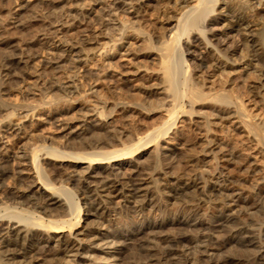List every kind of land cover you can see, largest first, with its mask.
I'll list each match as a JSON object with an SVG mask.
<instances>
[{
	"label": "bare ground",
	"instance_id": "6f19581e",
	"mask_svg": "<svg viewBox=\"0 0 264 264\" xmlns=\"http://www.w3.org/2000/svg\"><path fill=\"white\" fill-rule=\"evenodd\" d=\"M128 1L134 6L138 25H134V21L127 28L142 35L146 52L149 50L158 55L165 77L170 98L168 106L165 105L161 112L164 117L149 130L137 131L123 139L127 132L133 130L131 120L134 119L129 118L128 112L149 115L148 112L157 107L145 108V102L138 100L112 103L97 100L95 112L103 123L81 119L82 123L75 127L76 130L73 128L64 138L67 147H71L70 151L44 143L30 150L23 148L18 153H1L4 150L0 147V191L8 175L18 173L20 177L21 171L12 166L14 158H19L24 166H30L36 180L28 182L27 187V183L23 186L24 181V190L22 187L17 191L12 184L10 189L5 187L8 190L4 188L5 191L0 192V264H85L98 259L115 260L130 241H139L137 256L141 261L134 264H148L149 260L163 261L164 264H263L264 231L256 233L253 228L256 220L250 211L264 207V159L258 148L259 141L248 145L245 139H240L239 143L236 141V148L231 149L219 134L209 135L207 121L200 137V151L205 156H212L216 166L206 178L203 168L206 164H200L203 160L197 158L194 147L187 148L188 154L177 158V152L184 144L183 126L177 123L182 122L180 117L185 112L191 115L194 110H185L183 99L192 105L197 100L206 99L227 109L232 107L231 118L249 122L250 116L239 94L236 92L232 96V91L225 88L227 81L220 77L218 81L209 82L210 86L205 81L207 75L215 74L217 70L228 72L233 69L235 65L231 58L236 55L235 62L246 58L247 62H244L249 66L255 61L251 68L259 74L254 87L258 89L256 94L263 96L264 22L259 19H264V9L250 14L248 10L253 8L249 5L251 0H222V7L229 10L225 15L220 11L214 13L218 0H121L115 9ZM257 1L264 4L263 0ZM161 2L165 5L172 3L175 10V29L169 32V36L165 34L164 23L148 24L142 12L144 6L160 5ZM210 2L213 3L211 6ZM14 3L22 8L28 7L27 0H0V14H11ZM42 7L43 12L46 11L42 18L16 24L15 30L22 33L19 43H13V38L0 40V49L4 51L0 56V113L7 111L2 120L7 129L19 130L21 126L11 121L16 109L4 102V95L19 77L25 72L29 74L25 69L33 56L42 50L44 52L49 43H54L53 37L56 38L58 33L73 41L66 51L83 50L85 40L80 34L103 24L101 17H93L80 8L73 13L68 12L66 19L62 20V15L52 10L55 7L53 3H45ZM161 13L168 14L167 9ZM250 15L251 20L248 19ZM58 21L61 25L55 27ZM252 24L257 27L251 29ZM3 26L1 22L0 27ZM6 30L5 27L2 32ZM184 35L185 39H182ZM95 36L94 32L90 34L92 38ZM62 37L58 38L62 40ZM54 68V63L43 61L36 72L42 76ZM192 69L200 73L199 81L192 79ZM47 82L48 87H57L54 81ZM69 83L59 91L63 94H59L61 96L55 98L54 103L60 102L64 94H77L74 79ZM88 90L93 91V87ZM223 111L227 112L226 109ZM118 115L129 120L131 127H109ZM223 116L219 114L218 118L223 119ZM246 121L242 123V132L247 138L257 140L259 132L264 129V121L254 122V126ZM41 152L50 156L46 164L39 160ZM145 156L150 159L143 160ZM63 161L73 166L79 162L87 163L82 170L72 168L67 172V179L74 178L79 183L77 191L84 199L82 205L78 192L63 183L64 180L60 184L56 181L57 176L65 174L56 162ZM175 162L179 163L178 167L186 168L175 172L165 170V165L169 167ZM83 207L86 216L80 225ZM168 213H172L173 218H168ZM115 214L125 215L112 218ZM176 226L186 231L164 234L160 240L149 239L151 242L144 239L150 233H160L165 228ZM257 243L260 244L259 250L250 256L218 254L229 246ZM105 248H114L115 251L111 253ZM69 254L73 256L71 259L67 258Z\"/></svg>",
	"mask_w": 264,
	"mask_h": 264
},
{
	"label": "rangeland",
	"instance_id": "374dc122",
	"mask_svg": "<svg viewBox=\"0 0 264 264\" xmlns=\"http://www.w3.org/2000/svg\"><path fill=\"white\" fill-rule=\"evenodd\" d=\"M120 2L121 0H27L28 7L22 8L21 6H18L16 3H14L11 14H0V23L2 22L3 25H5L3 28L0 27V40L13 38V43H19V41L22 40V33L15 30L16 24L32 18H42L46 12L45 10V12L42 10V5L45 3H53L55 5V10L54 8L52 10L56 13L59 12L60 15H62V20L66 19L65 16L68 12L73 13L80 8L82 10L88 11L93 17H101L100 20L103 23L101 27L95 25L92 30H87L80 34L81 38L85 40V46L83 50L77 49L79 50L78 52L77 50L75 52L66 51L67 46L73 43V41H70V39L67 40V38L65 39L60 33H58L60 36L58 35L56 38L53 37L54 43H49L44 52L42 50L33 56L32 62L30 65H28V68L25 69L29 74L25 72L21 78L19 77L15 84H11L10 88H8L9 92L7 91V93L4 95V102L15 107L16 113L12 116L11 121H14L15 123L17 122L21 128L19 130H14V128L7 129L5 126L6 123L3 122L4 115H6L7 111H1L0 134H3V137L0 138V147H2L3 149H1L4 150L1 151V153L5 151L18 153L23 148L30 150L31 147L43 143L46 145L50 144L49 146H52L56 149L59 147L58 149H62L63 151H70L71 147H67L64 138H66L67 133L70 130L75 127L77 128V126L82 123L81 119L85 118L92 122L96 120L95 123H103L101 119H97L98 114L95 112L96 107L94 106L96 105L97 100H102L108 103H112L117 100H138L140 103L143 101L145 102H143L145 104V108H148L149 106L148 109H151L153 105L157 107L155 110H152V112L149 111V115L140 114L137 112H128L127 115H130L129 118L134 119L131 120L132 125L129 124L130 122L129 120L127 121L126 118H122L119 115L115 116L116 119L110 123L109 127L112 126L118 129H127L131 126L133 127V130L127 132L126 134L128 135L125 134L123 139L128 138L130 134H135L137 131L145 132L149 130L150 127L156 126L162 121V118L164 117L162 114V109L166 107L165 105L168 106V100L170 97L168 96V87L164 82V74L160 69L158 55L149 52V50V53L146 52L147 49L145 48V41L143 40L142 35L136 34L135 32L131 31L130 28H127L134 21L135 22L133 24L138 25L134 12L135 9L130 1L125 3V5L123 4L121 8L115 9L116 5H118ZM250 3L251 4L249 5H252L253 8L248 10L249 13L264 9V4H258L257 0H251ZM169 4L165 5V3L163 4L161 2L160 5L154 4L153 6H144L142 8V12L144 13L146 22L148 24L159 22L165 24L166 28L164 31L165 34H168L167 36H169L171 31L175 29L174 27L176 24L175 10H173L174 6L172 3ZM212 4L213 3L210 2L209 5L211 6ZM215 7L217 8V10L214 12L215 14L220 11L222 15H225L229 11L227 8L222 7V0H218ZM164 9H167L168 14L163 15L161 13V11ZM248 17L249 20L252 19L251 15ZM207 18H209V16L206 17V19ZM259 21L263 23L264 19L260 18ZM60 25L61 21H58L54 26L60 27ZM5 27L7 30L5 33H3L2 31ZM256 27L257 26L254 24L251 25V29H255ZM124 29L125 31L122 33ZM92 32L95 33V38L90 37ZM185 36L186 35L182 36V39H185ZM58 37H62V40H60ZM54 44L57 45V47H55ZM202 47L203 45L201 43L200 49H202ZM3 53L4 51L1 48L0 56L3 55ZM61 59H63L62 62H60ZM231 59L235 65L233 69H229L228 72L217 70L215 74L207 75V83L205 81V84L210 86L211 83L209 82L213 80L218 81L220 77L221 79L227 81L225 88L229 92L232 91L230 92L232 93V96L236 95V92L239 94L240 99H242L244 102V107L247 109V113L250 116L249 122L245 119L241 121L239 119L238 121L237 118H231L230 112L233 114L232 107L227 109L219 106L217 103H214L211 100L206 99V101L197 100V102H194V105H192L193 103L190 104V102L183 99L182 105H184V109L194 110H192L193 113L191 115L190 113L185 112L184 116L182 115L180 117L182 122L177 123V125L182 123V131L184 130L182 132L184 144L181 145L182 148L178 150L177 158L184 156V154H188L187 148L191 146L194 147L195 151L197 150L195 155L204 162L203 163L199 161L201 162L200 164H206L203 166V168L205 167L204 176L206 178L207 175L209 176L210 173L213 172V168L216 166V161L212 156H205L201 154L200 151L202 148L200 137L206 128L205 124L207 121L209 123L210 129L209 135L210 133L211 136L214 134H219L224 139L225 144H227V146L231 149L236 148V144L237 142L239 143L240 139H245L248 145H252L255 141H259L258 148L260 147L259 150H261V153L263 154L261 155L264 159V133L262 134L264 129L259 132V137L257 140H253L251 137L247 138L245 132H242L241 129V126L244 124L243 121L248 122L250 126H254V122L264 121V94L263 96L256 94L258 89L254 87L258 83L257 76L259 71L254 72V69L251 68V65H254L255 63L254 60L251 62L252 64L248 66L247 63H245L247 62L246 58L244 60H242V58L239 60L240 62H235L233 60L237 59V57L236 55H232ZM43 61L54 63L55 68L52 72L39 76L36 71L39 70ZM185 64L188 66L187 63ZM191 73L192 79L195 81L200 80V73L198 70L192 69ZM71 79H74L75 84L77 85V94L76 92H74L75 94H64V99L62 98L60 102L54 103L55 98H58L63 94H61L59 91L67 87L68 84H71L69 83ZM49 80L54 81V83L57 84V87H48L49 83L47 81ZM96 82H98L97 85L95 84ZM91 86L93 87V91L88 90ZM84 91L89 92L84 93ZM56 94L61 95L57 96ZM202 102L205 103L203 104ZM209 102H213L214 104L211 103L210 105ZM198 109L201 111L198 112ZM223 109H226L228 113H225ZM24 114L28 115L25 117L23 116ZM86 114L87 116H85ZM219 114H224L225 117L223 116V119H220L218 118ZM227 114L229 115L227 116ZM74 138H76L74 140H77V137ZM48 157H50L48 154L42 153L39 160H42L41 162L46 164V161H50ZM144 158H147V160L150 159V157L146 156L142 159L144 160ZM238 158L240 160L241 156ZM238 158L236 160H238ZM56 163L62 166V168L64 167L63 169L60 168V170L65 173L62 177L57 176L56 181H58V184H60L61 180H64L65 182L63 183H67V185L74 192H78L77 194L79 203L82 205L84 203V199L81 197V195H79V191H77L79 188V183L78 181H75L74 178L67 179V172H69L72 168L82 170L83 167L87 166V163L79 162L74 166L67 161ZM175 163L171 164L169 167L165 165V170L169 172H175L186 168L185 166H182V168L181 166L178 167L177 165L179 163ZM12 166L15 167L14 169L21 171L19 174L20 177H18V173H15L16 175H8L5 178V185L2 187L3 191H5L6 188L10 189L12 184V187H15V190L17 189V191H21L20 189L25 186L26 183L27 184L25 187H27L31 182L36 181L34 170L30 166H24L19 158L12 159ZM16 177L18 178L15 179ZM19 179L21 182H19ZM13 181L16 182L14 183ZM24 181L25 183L23 185ZM249 183L247 182V185H251ZM25 187L22 189L24 190ZM8 189H6V191ZM250 211H252L251 215L256 220L253 227L255 231H257L256 233L258 234L259 231H264V207L260 209H252ZM85 214L86 212L84 211L83 207L81 209L80 225L84 223L83 221L86 216ZM121 215L124 216L125 214ZM121 215L115 214L112 216V218H121L123 217ZM173 216L174 215L172 213H168L167 215L168 218H173ZM185 231L186 230L183 229V227L181 228L178 226L171 229L165 228L163 231H160V233L157 232L146 235L147 238L145 237L144 239L158 240L159 238L160 240L164 237V234L169 235L173 234L174 232L180 233ZM137 242L139 243V241H130L129 244L125 245L122 248L119 257L115 260L105 261L103 259H98L99 261H89L85 264H134L135 261L140 262L141 259H139L137 256ZM259 248L260 244L258 243L251 246H229L221 250V252L219 251L218 254L233 253L244 255L248 254L250 256L258 251ZM105 250L111 253L115 251L114 248H105ZM102 256H104V254H102ZM72 257V254L67 256L68 259H71ZM148 264L164 263L163 261L149 260Z\"/></svg>",
	"mask_w": 264,
	"mask_h": 264
}]
</instances>
